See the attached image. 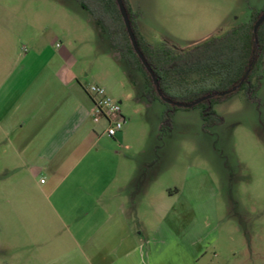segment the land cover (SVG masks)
Listing matches in <instances>:
<instances>
[{
    "label": "rangeland",
    "instance_id": "obj_1",
    "mask_svg": "<svg viewBox=\"0 0 264 264\" xmlns=\"http://www.w3.org/2000/svg\"><path fill=\"white\" fill-rule=\"evenodd\" d=\"M129 2L141 14L139 25L148 42L181 51L250 22L253 11L264 8V0ZM89 18L76 0H0V80L26 48H34V41L39 45L60 42L63 28L82 41V26L89 24ZM88 27L99 57L97 72L105 77L112 66L116 80L123 77L125 88L137 96L125 63L107 55V50L113 52L109 41L101 39L94 24ZM260 72L258 100H250L244 90L237 91L214 105L222 122L207 126L200 107L179 109L172 128L167 129L163 102L144 98L138 102L134 97L121 104L128 109L127 141L132 149L126 152L133 158V183L138 185L141 176L143 181L150 180L151 191L156 187L153 196L165 207L162 216L171 202L170 192L176 194L188 181L196 189L190 200L196 216L209 226L212 239L199 264H264V58ZM8 144L0 129V264H31L30 253L36 250L31 248L39 245L33 235L46 241L49 231L25 223L35 212L22 206L30 204V198L41 201V189L36 186L41 178L25 171Z\"/></svg>",
    "mask_w": 264,
    "mask_h": 264
},
{
    "label": "crops",
    "instance_id": "obj_2",
    "mask_svg": "<svg viewBox=\"0 0 264 264\" xmlns=\"http://www.w3.org/2000/svg\"><path fill=\"white\" fill-rule=\"evenodd\" d=\"M87 21L93 24L91 17ZM89 24L82 26V41L68 35L67 28L55 44L34 41V48H26L0 80V129L25 171L41 178L36 180L41 201L30 198L22 206L40 214H30L25 223L49 231L46 241L33 235L39 245L31 248L36 250L30 263L199 264L212 239L191 203L192 182L170 192L162 216L165 207L153 196L156 187L151 191L150 180L141 176L138 185L133 183L126 125L110 137L107 121L94 120L92 83L104 86L121 104L141 99L125 88L123 77L116 80L112 66L105 77L97 72ZM122 112L127 117L128 109Z\"/></svg>",
    "mask_w": 264,
    "mask_h": 264
},
{
    "label": "trees",
    "instance_id": "obj_3",
    "mask_svg": "<svg viewBox=\"0 0 264 264\" xmlns=\"http://www.w3.org/2000/svg\"><path fill=\"white\" fill-rule=\"evenodd\" d=\"M76 1L89 13L101 39H107L113 52L117 53L118 60L125 63L127 77L137 92V97L150 103H164L163 126L171 129L175 113L179 109L189 108L167 103L160 97L150 73L134 51L116 0ZM124 3L139 48L152 67L163 95L173 102L182 103L192 102L209 94L215 95L193 106L201 108L205 126L215 121L222 122L214 105L239 90H244L250 100H258L263 78L260 70L264 58V22L257 35L254 33V25L264 8L255 9L250 22L181 51L169 44L159 47L148 42L140 29V12L132 9L129 0H124ZM244 77L245 80L241 83ZM237 86L236 91L219 95Z\"/></svg>",
    "mask_w": 264,
    "mask_h": 264
},
{
    "label": "built area",
    "instance_id": "obj_4",
    "mask_svg": "<svg viewBox=\"0 0 264 264\" xmlns=\"http://www.w3.org/2000/svg\"><path fill=\"white\" fill-rule=\"evenodd\" d=\"M88 91L94 102V120L105 119L108 123L106 134L115 137L128 122V118L123 115L121 103L114 99L102 85L92 83L88 86Z\"/></svg>",
    "mask_w": 264,
    "mask_h": 264
},
{
    "label": "water",
    "instance_id": "obj_5",
    "mask_svg": "<svg viewBox=\"0 0 264 264\" xmlns=\"http://www.w3.org/2000/svg\"><path fill=\"white\" fill-rule=\"evenodd\" d=\"M117 4H118V7H119V10H120V13L124 19V22H125V25H126V28H127V32L129 34V37H130V40L132 42V45L134 47V51L136 52V54L139 56L141 62L144 64V66L146 67V69L148 70V72L150 73L152 79H153V83L154 85L156 86L157 88V92L158 94L160 95V97L167 103H170V104H174L176 106H180V107H185V108H191L193 106H196L198 104H200L201 102L207 100V99H211L213 96H215L214 94H209V95H206L204 97H201L199 99H196L192 102H187V103H182V102H173L171 99L167 98L166 96L163 95L162 91L160 90L159 88V82H158V79L152 69V67L149 65L148 61L146 60L144 54L142 53L141 49L139 48V45L137 43V39H136V36L133 32V29H132V26H131V22H130V18H129V15H128V11H127V8L125 6V3H124V0H116ZM264 22V10L262 12V14L260 15V17L257 19L255 25H254V33L255 35H257V32H258V29L260 27V25ZM245 80V77L244 79H242L241 83ZM240 83V84H241ZM240 86V85H239ZM233 87L232 89L228 90V91H225V92H221L219 93V95H226V94H229L231 92H234L238 89V87Z\"/></svg>",
    "mask_w": 264,
    "mask_h": 264
}]
</instances>
